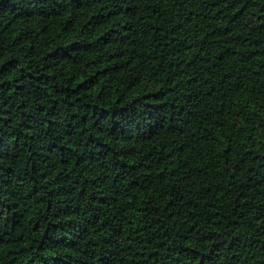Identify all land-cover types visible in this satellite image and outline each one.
<instances>
[{
  "label": "trees",
  "instance_id": "obj_1",
  "mask_svg": "<svg viewBox=\"0 0 264 264\" xmlns=\"http://www.w3.org/2000/svg\"><path fill=\"white\" fill-rule=\"evenodd\" d=\"M0 264H264V0H0Z\"/></svg>",
  "mask_w": 264,
  "mask_h": 264
}]
</instances>
